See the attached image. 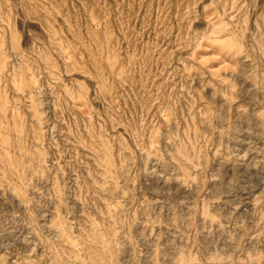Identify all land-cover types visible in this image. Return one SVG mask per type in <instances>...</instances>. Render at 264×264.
<instances>
[{
	"label": "rangeland",
	"instance_id": "obj_1",
	"mask_svg": "<svg viewBox=\"0 0 264 264\" xmlns=\"http://www.w3.org/2000/svg\"><path fill=\"white\" fill-rule=\"evenodd\" d=\"M261 19L0 0V264H264Z\"/></svg>",
	"mask_w": 264,
	"mask_h": 264
},
{
	"label": "bare ground",
	"instance_id": "obj_2",
	"mask_svg": "<svg viewBox=\"0 0 264 264\" xmlns=\"http://www.w3.org/2000/svg\"><path fill=\"white\" fill-rule=\"evenodd\" d=\"M249 3H255L258 7H262L263 4H264V0H247ZM263 20L264 19H261L259 20V22L257 23L256 27L254 28H250V30H258L259 34H260V42H259V47H262L264 48V27H259L260 23L263 24ZM243 34H240V36H242ZM124 100H126V98L124 97ZM132 101V100H131ZM133 106H135V104H133ZM110 110L114 111V108L112 106H110ZM117 116V115H116ZM118 119H120L122 121V125H124L125 127H130L132 128L133 130H135L134 132L136 133V136H139L141 137L142 134H144V127L142 125V122H144L142 119L141 120H136L135 117L133 118H130V117H127L126 120H123L122 117H120L119 115L117 116ZM145 119V118H144ZM126 121V122H125ZM146 133V132H145ZM138 138V137H137ZM197 139V138H196ZM141 141V140H140ZM142 142V141H141ZM143 143V142H142Z\"/></svg>",
	"mask_w": 264,
	"mask_h": 264
}]
</instances>
